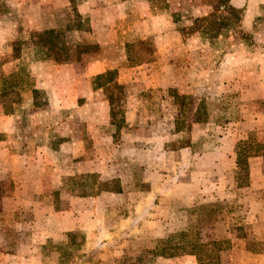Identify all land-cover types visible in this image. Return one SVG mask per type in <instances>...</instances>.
<instances>
[{"label": "rangeland", "instance_id": "374dc122", "mask_svg": "<svg viewBox=\"0 0 264 264\" xmlns=\"http://www.w3.org/2000/svg\"><path fill=\"white\" fill-rule=\"evenodd\" d=\"M2 1L0 90L22 67L31 85L0 104V264H199L151 254L185 235L222 243L210 264H264V0ZM48 30L66 62L13 59ZM92 174L122 193L80 196L68 179Z\"/></svg>", "mask_w": 264, "mask_h": 264}, {"label": "trees", "instance_id": "16d2710c", "mask_svg": "<svg viewBox=\"0 0 264 264\" xmlns=\"http://www.w3.org/2000/svg\"><path fill=\"white\" fill-rule=\"evenodd\" d=\"M5 3L0 0V13H5ZM61 33L56 30L45 31L41 35L33 36L29 42L24 40H17L13 43V59L21 60L23 53L26 49L25 46H31L33 48L34 56L38 60H55L62 61L58 55L65 56L66 62L68 60L69 49L64 45L61 38ZM30 73L22 67L19 72L11 74L8 77H3L2 89L0 90V104L4 106L6 114H13L16 111V106L21 103V95L25 88L30 86ZM93 88L95 90H103L106 96V100L110 106L111 119H116L118 111L121 107V101L124 96L125 88L123 85L117 82V72L107 71L106 73L99 74L93 78ZM33 95H38V90L32 88ZM178 101L185 99L184 97L176 96ZM195 123H199L198 115L194 120ZM238 163L241 170L246 165V160L242 156L241 150L238 153ZM70 182L76 184L77 192L82 197H94L99 196L101 193H122V187L118 179H113L107 182H100L98 176L95 174L85 175L84 177H74L68 179ZM1 191V185H0ZM70 244L75 245L76 234H69ZM179 241V240H178ZM174 238H169L157 245L155 250L151 252L154 258H174L178 255L190 254L197 257L199 264H210L213 260V256L221 250V242H215L213 244H199L194 240H191L189 236L184 237L183 242L179 243ZM210 246L214 248L210 251ZM71 247H68V251ZM65 253V252H64ZM69 255V256H68ZM72 255L65 253L64 259L70 258ZM89 264H94L90 263Z\"/></svg>", "mask_w": 264, "mask_h": 264}, {"label": "crops", "instance_id": "0c3cea01", "mask_svg": "<svg viewBox=\"0 0 264 264\" xmlns=\"http://www.w3.org/2000/svg\"><path fill=\"white\" fill-rule=\"evenodd\" d=\"M188 258H192V257H188ZM156 262H157L156 264H187L188 261L186 258L182 257V258H174L168 260L159 259ZM191 264H194V260L193 262L191 261Z\"/></svg>", "mask_w": 264, "mask_h": 264}]
</instances>
